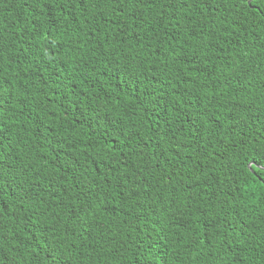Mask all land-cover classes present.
I'll use <instances>...</instances> for the list:
<instances>
[{
	"label": "trees",
	"instance_id": "16d2710c",
	"mask_svg": "<svg viewBox=\"0 0 264 264\" xmlns=\"http://www.w3.org/2000/svg\"><path fill=\"white\" fill-rule=\"evenodd\" d=\"M218 6L0 0V264H264V18Z\"/></svg>",
	"mask_w": 264,
	"mask_h": 264
},
{
	"label": "snow or ice",
	"instance_id": "6c2138e0",
	"mask_svg": "<svg viewBox=\"0 0 264 264\" xmlns=\"http://www.w3.org/2000/svg\"><path fill=\"white\" fill-rule=\"evenodd\" d=\"M81 2L83 3L84 0H81ZM126 2L134 4L137 9V15H142L140 12L141 6L148 7L149 5L163 3L164 0H126ZM218 2L219 6L216 8L217 12H219L220 8H226L228 5H231L232 9L235 10L243 3L245 9L258 12L259 15L264 18V0H260L259 3L257 0H218ZM67 3L72 4L73 0H67ZM117 3H119V0H117ZM124 166L126 167V165ZM257 169H259V171H257ZM249 171L264 181V162H258L255 159L251 160L249 162ZM0 180H2V174H0ZM157 264H160V262L158 261ZM164 264H166V261Z\"/></svg>",
	"mask_w": 264,
	"mask_h": 264
}]
</instances>
